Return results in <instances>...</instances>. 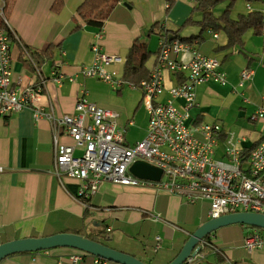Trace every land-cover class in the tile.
<instances>
[{"label":"crops","instance_id":"crops-1","mask_svg":"<svg viewBox=\"0 0 264 264\" xmlns=\"http://www.w3.org/2000/svg\"><path fill=\"white\" fill-rule=\"evenodd\" d=\"M54 1L8 0L7 4L8 22L17 35L11 42L12 85L17 89L41 86L42 91L33 104L0 118V244L24 237L78 233L149 264H167L178 255L190 235L210 219V202L206 199L191 202L183 194L105 180L89 196L87 207L78 198L82 181L56 166L55 122L50 115L57 119L74 113L79 96L86 91L93 102L118 113V127L125 129L129 144L132 141L128 137L132 136L135 142L143 139L149 122L148 111L142 103V89L124 80L126 55L134 39L141 36L153 51L145 63L151 70L157 63L161 38L154 32L149 35V28L159 22L173 33L189 16L200 19L201 13L194 10L197 0H174L170 5L168 0H121L107 19L101 39L96 35L100 29L85 25L78 18L77 8L83 0H62L57 9L53 7ZM251 8L264 14V2ZM249 9L246 4L240 12ZM77 25L82 26L77 28ZM200 30V25L191 23L179 34L188 36ZM210 31H204L193 47L221 60L227 82L209 79L199 85L200 104L191 110L188 123L220 124L222 132L215 158L228 159L226 148L231 139L246 162L249 149L264 138V117L255 116L264 96V33L248 31L241 50L238 46L224 47L227 44L224 31H214L218 37ZM96 42L107 54L121 57V62L107 66L122 79L120 86L82 72V67L95 59L92 46ZM51 44L59 46L54 49L53 58L42 61L40 72L25 63L26 46L33 51H45ZM173 57L188 61L192 53L182 51ZM247 67L252 68V74L242 82L241 74ZM164 78L165 90L158 97L161 101L168 99L169 89L179 82L168 70L164 71ZM131 92L137 93L134 108L128 104V98L126 102L121 100ZM173 102L178 106L183 104L180 99ZM33 105L42 107L46 115L36 119ZM59 130L60 141L72 142ZM255 229L264 230L242 223L218 228L213 240L226 256L207 248L202 264H264V249L248 251L244 247L246 234ZM158 236L161 247L156 249ZM75 255H80L76 261L72 259ZM0 264L120 263L60 246L14 253Z\"/></svg>","mask_w":264,"mask_h":264},{"label":"built area","instance_id":"built-area-1","mask_svg":"<svg viewBox=\"0 0 264 264\" xmlns=\"http://www.w3.org/2000/svg\"><path fill=\"white\" fill-rule=\"evenodd\" d=\"M7 4L8 0H0V20L10 26ZM248 7L251 8L250 5ZM210 32L218 37L213 30ZM103 33V29L97 32L98 39L103 37ZM13 34L17 37L14 31ZM92 50L95 59L91 64L84 65L82 72L88 77L120 86L122 79L107 66L112 62H121V57L107 54L97 42ZM182 51H191L192 58L185 61L173 57ZM11 61V37L0 26V118L33 104L42 91L41 86L15 88L12 85ZM166 70L182 72L186 78L171 87L168 99L161 101L158 97L165 90ZM251 74L252 68H245L241 81L247 80ZM209 79L223 84L227 82L226 72L218 57L206 55L178 38L170 41L163 36L151 76L140 83L142 103L149 114L145 137L133 145L129 144L125 129L118 127V113L99 106L87 96L86 91H82L74 113L64 114L57 119L50 115L55 122L57 168L82 181L78 195L84 197L94 193L101 182L110 180L128 186L152 187L183 194L191 202L206 199L210 202V219L239 211L264 214V138L251 149L246 162L242 160L241 151L229 139L226 148L228 159L224 161L215 158L221 125L188 123L191 110L200 104L198 87ZM130 85L136 87L132 83ZM176 99L182 100L183 104L176 105L173 102ZM33 106L36 119L46 115L42 107ZM255 116L264 117V96ZM59 129L72 142L60 141ZM138 160L160 167L161 178L151 180L134 175L130 167ZM205 240L199 243L195 255L190 256L186 264H202L205 249L210 247H207ZM160 247L161 237L158 236L156 249ZM244 247L248 251L264 249V230L255 229L247 233ZM79 257L75 255L72 259L76 261Z\"/></svg>","mask_w":264,"mask_h":264},{"label":"trees","instance_id":"trees-1","mask_svg":"<svg viewBox=\"0 0 264 264\" xmlns=\"http://www.w3.org/2000/svg\"><path fill=\"white\" fill-rule=\"evenodd\" d=\"M120 1L121 0H83V2L77 8L78 18L81 19L85 25L94 26L102 30L107 19H109L111 13ZM221 1H228L227 7L220 14H216L213 10V7L216 3ZM245 1L247 5H250L251 7L264 2V0ZM173 2L174 0H168L169 5ZM235 2L236 0H197L194 10L201 13L200 19H195L192 15L189 16L181 28L177 31H174L173 33L161 26L159 22H155L149 28L148 34L150 35L154 32L157 33L160 38L166 36L170 41L178 38L181 42L188 43L193 46V42L196 39H200L204 31L208 29L213 31H224L227 35V44L224 46L225 48L238 46L241 48V50H244L245 35L248 31H252L255 34L264 33V14L259 9L250 8L247 12H239L237 16H233L231 12ZM61 5L62 0H55L53 7L57 9ZM191 23L200 25L201 30L198 34H192L188 36L179 34L185 25ZM0 26L9 32L12 42L14 39V30L2 20H0ZM81 26L82 25H77L76 27L78 28ZM57 46L59 45L51 44L45 51H33L28 46H26L23 53L27 54L25 63L29 67L40 72L42 61L44 62L53 58V51L55 48H57ZM158 51L159 49L157 50V54ZM152 53L153 51L150 49L148 42L143 40L141 36L136 37L125 58L123 70L124 80L134 84L137 87H140L141 81L148 80L154 67L151 70H148L145 63ZM246 54L248 55L247 52ZM174 74L176 77H178V83L183 82L186 78L182 72H174ZM253 147L249 149L247 155H249ZM78 198L85 205H87V207L89 206V203L87 202L89 197L78 195ZM205 242L207 247L210 246L209 248H211L216 254L225 258L226 255L224 250L213 240V233L206 237Z\"/></svg>","mask_w":264,"mask_h":264},{"label":"water","instance_id":"water-1","mask_svg":"<svg viewBox=\"0 0 264 264\" xmlns=\"http://www.w3.org/2000/svg\"><path fill=\"white\" fill-rule=\"evenodd\" d=\"M130 171L140 178L151 180H159L162 175L160 167L142 160L134 162L130 167ZM233 223L264 228V214L239 211L208 219L190 235L178 255L167 264H184L190 256L195 255L199 243L203 242L208 235L222 226ZM60 246L74 247L120 264H149L132 254L78 233H56L48 236L24 237L3 242L0 244V261L14 253L41 251Z\"/></svg>","mask_w":264,"mask_h":264},{"label":"rangeland","instance_id":"rangeland-1","mask_svg":"<svg viewBox=\"0 0 264 264\" xmlns=\"http://www.w3.org/2000/svg\"><path fill=\"white\" fill-rule=\"evenodd\" d=\"M228 4V1H221L218 2L214 5L213 10L216 14H220L221 12L224 11V9H226ZM246 1L245 0H236V2L234 3L233 7H232V15L233 16H237L238 12L242 11L245 7H246ZM128 89V88H126ZM139 90V89H138ZM136 88V91H138ZM127 92V91H126ZM132 94L129 95V97H125V98H121L122 101L126 102V98H128V104L130 106H133V108L137 105L136 103V99H137V93L136 92H131ZM142 108V106H140L138 108V111ZM144 109V107H143ZM147 109V108H146ZM145 111V110H144ZM144 116V115H143ZM148 119H149V114H148ZM130 139L131 145L135 144V139L131 136L128 137ZM215 231H213L214 234ZM104 235H106V233H103ZM208 254V249H205V257H207Z\"/></svg>","mask_w":264,"mask_h":264}]
</instances>
